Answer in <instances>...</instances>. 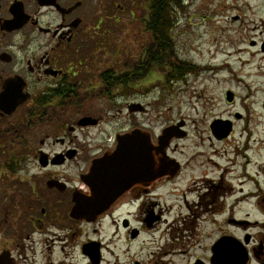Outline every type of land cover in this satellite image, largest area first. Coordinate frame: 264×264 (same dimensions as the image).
I'll list each match as a JSON object with an SVG mask.
<instances>
[{"label": "flooded vegetation", "instance_id": "obj_1", "mask_svg": "<svg viewBox=\"0 0 264 264\" xmlns=\"http://www.w3.org/2000/svg\"><path fill=\"white\" fill-rule=\"evenodd\" d=\"M165 1L0 0V264H94L96 255L99 264H110L111 257H119V242L134 243L142 234L155 238L163 227L160 236L171 239L167 242L191 244L168 247L165 254H192L190 264H214L216 251H222L228 238L248 253V262L255 253L248 248L253 235L247 231L242 237L222 229L216 237L209 234L223 216L229 225H252L249 213L238 216L243 205L256 197V190L259 196L262 192L252 171L249 151L256 145L252 147L251 140L245 138L211 154L206 153V143H197L184 160L178 143L172 149L173 142L189 137L181 122L165 149L174 161L162 172L159 141L165 129L152 136L143 124L134 122L128 130L115 131L109 143L112 136L101 128L110 122L113 111L144 112L134 96L147 94L152 80L166 81L164 32L157 42L159 60L151 62L148 55L156 44L148 26L156 14L151 8L159 2L164 13ZM223 1L226 10L230 5L241 10L239 0ZM215 13L210 12L212 17ZM237 14L233 23L241 18ZM16 15L25 22L7 29L6 22ZM124 31L122 49L125 40L129 49L136 41L139 57L118 49V36ZM249 43L259 44L255 39ZM176 66L178 80L198 71L230 70L228 61L215 64L211 60L199 66L182 60ZM224 97L230 105L240 98L231 90ZM235 118L241 120L244 115ZM217 121L235 126L230 119L214 118L207 137L210 147L233 134L232 130L225 137L216 136L212 125ZM135 131L149 138L152 155H143L144 170L130 178L125 191L102 195L100 204H92V163L112 155L120 136ZM229 147L233 157L225 160ZM240 159L242 170H238ZM72 163L77 165L74 170L68 169ZM83 203L101 212L74 213Z\"/></svg>", "mask_w": 264, "mask_h": 264}, {"label": "rangeland", "instance_id": "obj_2", "mask_svg": "<svg viewBox=\"0 0 264 264\" xmlns=\"http://www.w3.org/2000/svg\"><path fill=\"white\" fill-rule=\"evenodd\" d=\"M214 2L218 4V0H183V8H177L176 25L172 33L176 54L174 61L178 63L188 60L199 66L205 65L211 60L215 64L228 61L230 70L198 71L186 74L180 80L176 78L166 79V81L165 79L152 80L147 94L134 96L136 103L144 105V112L131 114L126 109L113 111V114L109 115L110 122L104 123L101 128L104 134L108 133L112 136L109 138V143H111L115 131L128 130L134 125V122L138 125L143 124L152 136L161 134L163 129L169 126L183 122L187 126L185 129L188 131L189 137L187 140L173 142L172 149L178 143L181 149V151L179 150L180 155L184 160L192 155L197 143H206V153L211 154L214 149L224 150L226 146L242 142L245 138L251 140V146L256 145L249 151L253 155L252 171L254 177L261 182L262 192L259 196V192L256 190V197L243 205L238 216L243 218L249 213V221L252 222V225H229L226 221L227 216H223L220 221L210 227L209 234L216 237L220 229L241 237L247 232L252 234L253 239L248 248L250 250L254 248L255 253L247 263L263 264L264 51H262L261 42H264V0H239L238 5L241 9L239 11L233 10L230 4H227L230 5V8L226 10L221 5V0L217 6ZM223 3L225 2L223 1ZM210 10L216 11L214 17L211 16ZM237 13L241 18L239 22L233 23L232 19L238 15ZM123 35H127L126 31L119 33L118 49L121 53H125L127 49L131 50L130 53H133L134 57H139L141 51H139L136 41L129 49V40H125L128 45L125 44L122 49L120 43ZM251 39L258 41V46H251L249 43ZM263 45L262 47H264ZM100 53V56H105L102 51ZM167 63L165 73L168 77ZM227 90L233 91L240 97L235 104L230 105L225 101L224 95ZM236 114H243L244 118L237 120ZM217 117L230 119L232 123L235 122V126H232V136H228V139L226 138L227 140L221 145L216 143L210 147L207 140L208 134H210L209 126ZM104 139L106 142V138ZM226 150L225 160L228 156L233 157L232 147ZM172 152L174 153L173 150ZM228 163L230 162L226 164ZM238 164V170H242L241 159ZM76 167V163H72L68 169L74 170ZM211 168L213 169V167ZM258 173L259 176H257ZM228 178L232 179L233 173ZM255 186L258 185L255 184ZM170 197L175 198L174 196ZM162 202L165 201L162 200ZM121 214H125V212ZM257 222L259 223L256 224ZM162 229L156 234L157 238L149 234H142L134 243L119 242V257H111L110 264H135V262L142 264H190L192 254L187 253L182 257L165 254L166 251L169 252L166 249L168 247L170 249L175 245L176 248H182L184 245L188 248L191 244L189 245L185 241L181 243L167 242L168 238L163 239L160 236ZM185 240L188 239L185 238ZM241 242L243 243V240ZM107 258L109 259V257Z\"/></svg>", "mask_w": 264, "mask_h": 264}, {"label": "water", "instance_id": "obj_3", "mask_svg": "<svg viewBox=\"0 0 264 264\" xmlns=\"http://www.w3.org/2000/svg\"><path fill=\"white\" fill-rule=\"evenodd\" d=\"M22 22H25L24 17L16 15L14 20L6 22L5 26L7 29H15L22 26ZM228 98L230 101L232 100V93H228ZM15 108L16 107L8 109V112ZM181 125H183V123H179L178 126L176 125L166 128L163 135L160 137L159 150L163 155L161 160L163 162L162 172L168 170L169 164L174 161L166 156L165 149L170 144V141L175 138L177 134L176 130ZM212 128L215 135L218 137H225L232 131V125L229 121H217L212 125ZM139 138H142L145 142L142 144L139 142ZM118 140V148L112 155H107L101 159L95 160L90 167L89 175L93 177L92 181L95 183L94 186H90L92 188L91 202L94 205L100 204L99 197L102 195L120 194L122 191H125L130 178H132L133 175L136 176L138 171L144 170L142 164L143 162H146V159L144 160L143 155H152V151L148 147V136L140 134L139 131L120 136ZM141 155L142 158H139ZM115 181L120 184L115 183ZM84 203L81 205L82 209H79V206L74 210V213L79 212L80 210L82 213L85 210H93L97 214L101 212L100 208L94 206L88 205L85 208ZM247 262L248 253L240 248L237 242L229 238L227 241H224L222 251H216V255L214 256V264H246ZM99 263V255H96L94 264Z\"/></svg>", "mask_w": 264, "mask_h": 264}, {"label": "trees", "instance_id": "obj_4", "mask_svg": "<svg viewBox=\"0 0 264 264\" xmlns=\"http://www.w3.org/2000/svg\"><path fill=\"white\" fill-rule=\"evenodd\" d=\"M166 8L164 13L160 10L159 2H156L155 5L152 6L153 13L156 12L155 16L150 18V22L148 24L149 31H152L153 40H155L156 44H153L151 48L148 49V55L151 62L154 60H159V47H157V42L159 41L160 33L164 32V42H165V53H166V62L168 69V77L167 79L177 78L176 75L179 74L177 72L176 61H174L175 57V42L172 39L173 29L176 25L175 21V13L177 8L182 7V0H166ZM158 4V5H157ZM161 12V13H160ZM152 40V39H150ZM176 60V59H175ZM184 70L180 72V74H184Z\"/></svg>", "mask_w": 264, "mask_h": 264}]
</instances>
